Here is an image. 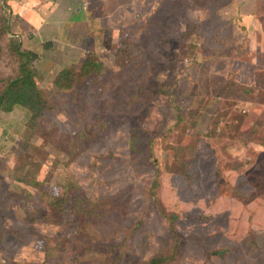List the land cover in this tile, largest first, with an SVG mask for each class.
<instances>
[{
  "label": "rangeland",
  "instance_id": "obj_1",
  "mask_svg": "<svg viewBox=\"0 0 264 264\" xmlns=\"http://www.w3.org/2000/svg\"><path fill=\"white\" fill-rule=\"evenodd\" d=\"M18 42L0 264H264V0H0V92Z\"/></svg>",
  "mask_w": 264,
  "mask_h": 264
},
{
  "label": "trees",
  "instance_id": "obj_2",
  "mask_svg": "<svg viewBox=\"0 0 264 264\" xmlns=\"http://www.w3.org/2000/svg\"><path fill=\"white\" fill-rule=\"evenodd\" d=\"M4 31L7 32L6 29ZM14 53L19 60V74L14 79L9 80L5 88L0 92V111L10 113L16 107H22L30 113L31 120L35 121L43 117L48 109V101L38 86V72L32 65L38 54L22 49L21 42L15 44ZM97 65V63L94 65L92 63L91 65V60L89 59L83 69H86L87 66L94 68L93 66L96 67ZM91 67L89 68L92 70ZM76 77V73L65 69L58 76L56 86L61 90H72L75 87ZM171 218L173 220L177 217L172 215ZM161 259L164 261L163 258ZM161 259L153 258L151 264H159Z\"/></svg>",
  "mask_w": 264,
  "mask_h": 264
},
{
  "label": "crops",
  "instance_id": "obj_3",
  "mask_svg": "<svg viewBox=\"0 0 264 264\" xmlns=\"http://www.w3.org/2000/svg\"><path fill=\"white\" fill-rule=\"evenodd\" d=\"M22 10H23V15L22 16H20V18L23 20L24 19V22H25V18H26V16L28 15V13H29V11H32L33 9H31V8H26V7H22ZM33 20H31L30 22H32ZM26 22L28 23V24H30V25H34L33 23H30L27 19H26ZM25 22V23H26ZM26 23V24H27ZM36 27L34 26V29H35ZM37 39V37H35L34 36V38H33V40H36ZM219 205H227V201L226 200H220V202H219ZM258 210H262L261 212H260V214H259V217H262L263 218V220H264V208H262V207H258L257 209H256V211H258Z\"/></svg>",
  "mask_w": 264,
  "mask_h": 264
}]
</instances>
